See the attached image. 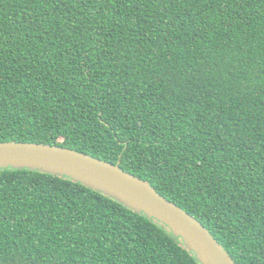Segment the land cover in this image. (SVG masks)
<instances>
[{
	"label": "trees",
	"instance_id": "1",
	"mask_svg": "<svg viewBox=\"0 0 264 264\" xmlns=\"http://www.w3.org/2000/svg\"><path fill=\"white\" fill-rule=\"evenodd\" d=\"M148 182L264 264V0H0V142ZM0 264H200L70 177L0 168Z\"/></svg>",
	"mask_w": 264,
	"mask_h": 264
},
{
	"label": "water",
	"instance_id": "2",
	"mask_svg": "<svg viewBox=\"0 0 264 264\" xmlns=\"http://www.w3.org/2000/svg\"><path fill=\"white\" fill-rule=\"evenodd\" d=\"M38 169L67 176L104 192L181 239L200 264H236L224 247L191 214L159 194L148 182L112 164L63 146L0 142V168Z\"/></svg>",
	"mask_w": 264,
	"mask_h": 264
}]
</instances>
